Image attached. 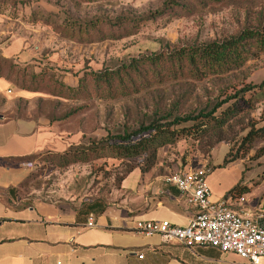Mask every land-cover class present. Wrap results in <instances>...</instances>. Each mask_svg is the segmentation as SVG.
I'll return each instance as SVG.
<instances>
[{
	"label": "rangeland",
	"instance_id": "374dc122",
	"mask_svg": "<svg viewBox=\"0 0 264 264\" xmlns=\"http://www.w3.org/2000/svg\"><path fill=\"white\" fill-rule=\"evenodd\" d=\"M169 1L27 0L26 4L14 6L0 4V48L19 65H33L49 79L71 84L74 77H81L90 70L101 71L123 60L159 52L169 45L219 40L248 26H264V0L207 3L188 15L158 17L117 39H94L90 43L71 40L58 32L57 25L64 24L65 19H59L57 25L54 24L57 18L52 25L32 19L35 13L40 19L39 14L42 17L50 12L56 13L58 18L66 14L81 21L142 18L163 9ZM262 82L264 56L228 76L154 87L120 101H74L43 91L27 93L25 98L8 106L0 97V113L10 107V117L46 120L50 142L54 145L37 159L31 179L20 190V198L25 203L42 201L74 206L98 203L103 207L126 208L129 199L151 186L154 178L170 176L191 165L209 163L212 168L216 163L215 169H220L214 177L218 179V189L239 184L251 191V202L264 205V92L258 88L246 93L243 100L240 97L238 106L241 105L242 110L223 131L202 142L181 140L176 145L161 148L157 166L147 174H142L140 169L142 158L99 159L61 168L52 156L71 145H87L110 133L136 128L158 117L155 112H168L178 103L183 105L181 112L198 114ZM221 138L223 142L217 144ZM245 139L250 143L243 146ZM131 169L134 171L128 174ZM128 210L135 213L136 208Z\"/></svg>",
	"mask_w": 264,
	"mask_h": 264
},
{
	"label": "trees",
	"instance_id": "16d2710c",
	"mask_svg": "<svg viewBox=\"0 0 264 264\" xmlns=\"http://www.w3.org/2000/svg\"><path fill=\"white\" fill-rule=\"evenodd\" d=\"M0 4H26L27 0H0ZM224 0H171L163 9L142 18L123 17L118 20L96 19L81 21L66 14L56 17V13L33 15V22H45L47 25L58 24L59 19H65L64 24L56 29L66 38L79 42H92L94 39H117L121 34L136 31L143 24L154 22L159 17L176 16L177 13L188 15L196 8L207 3H220ZM252 1V0H241ZM264 56V26H248L236 34L219 40L203 43H185L169 45L159 52L142 55L137 58L123 60L112 67L101 71L90 70L83 76L74 77L73 83H64L57 79H49L46 74L30 64L23 66L12 57L0 51V79L9 81L12 87L27 93H46L74 101L98 99L104 101H120L148 92L154 87L164 86L183 81L204 82L211 78L228 76L242 70L245 65ZM5 67L8 71H5ZM259 89L264 92V82L259 86H248L236 95L227 97L217 103L212 109L201 110L198 114L181 112L183 105L178 103L168 112H155L158 117L136 128H125L118 133H110L98 142L87 145H71L66 149L52 153L61 168L76 164H89L99 159H143L140 166L142 174L150 173L158 163L159 150L166 146L176 145L181 140L202 142L211 135L223 131L228 124L239 116L242 106H238L240 97ZM226 106V107H225ZM243 141L244 144L250 143ZM223 142L218 139L217 144ZM18 158L15 161L33 162L40 155ZM49 154V153H48ZM53 160V157H49ZM134 169L128 171L132 173ZM32 174L10 195L20 199L24 208L32 203H25L20 198V190L31 179ZM124 178L123 180H125ZM249 189L241 188L239 184L233 187L225 199H240L250 194ZM42 202V201H41ZM46 203V202H43ZM74 206V205H72ZM89 208L91 216L101 213L108 207L98 203L74 206Z\"/></svg>",
	"mask_w": 264,
	"mask_h": 264
},
{
	"label": "crops",
	"instance_id": "0c3cea01",
	"mask_svg": "<svg viewBox=\"0 0 264 264\" xmlns=\"http://www.w3.org/2000/svg\"><path fill=\"white\" fill-rule=\"evenodd\" d=\"M2 53L9 56L6 51ZM26 94L13 92L12 84L0 79V97L8 106ZM9 112L10 107L0 113V264H249L233 253L200 247L190 250L177 243H165L159 235L145 236L135 231L139 221H169L186 227L195 214L180 193L164 183L162 176L129 199L126 208L108 207L94 213L93 228L88 227L89 208L43 202L24 208L19 197L10 193L31 175L32 168L24 163L35 166L37 160H15L37 155L54 145L46 120L10 117ZM215 167L216 163L212 164L208 185L213 199L220 200L236 185L218 189V179L214 177L220 169ZM246 197L245 205L230 198L231 209L255 212L264 208L251 202L249 195ZM133 207L135 213L128 210Z\"/></svg>",
	"mask_w": 264,
	"mask_h": 264
},
{
	"label": "built area",
	"instance_id": "2783aa9c",
	"mask_svg": "<svg viewBox=\"0 0 264 264\" xmlns=\"http://www.w3.org/2000/svg\"><path fill=\"white\" fill-rule=\"evenodd\" d=\"M24 166L34 167L32 163ZM212 173L213 168L205 163L191 165L164 178V183L175 188L195 210L188 226L169 221H139L135 231L145 236L159 235L165 243H177L190 250L213 248L233 253L249 264H264V208L237 212L231 209L229 199L214 200L208 185ZM239 203L245 205L247 197L242 196ZM88 227H94L93 216Z\"/></svg>",
	"mask_w": 264,
	"mask_h": 264
}]
</instances>
